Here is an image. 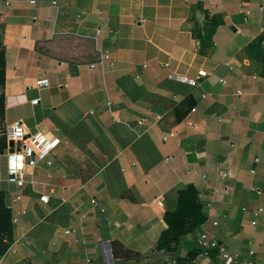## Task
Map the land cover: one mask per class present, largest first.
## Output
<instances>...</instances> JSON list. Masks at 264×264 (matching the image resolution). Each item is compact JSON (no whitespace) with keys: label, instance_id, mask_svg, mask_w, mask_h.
Here are the masks:
<instances>
[{"label":"crops","instance_id":"obj_1","mask_svg":"<svg viewBox=\"0 0 264 264\" xmlns=\"http://www.w3.org/2000/svg\"><path fill=\"white\" fill-rule=\"evenodd\" d=\"M29 1L0 0L4 120L54 149L21 188L0 155V264H228L202 232L264 264V0ZM187 185L204 221L159 249Z\"/></svg>","mask_w":264,"mask_h":264},{"label":"built area","instance_id":"obj_2","mask_svg":"<svg viewBox=\"0 0 264 264\" xmlns=\"http://www.w3.org/2000/svg\"><path fill=\"white\" fill-rule=\"evenodd\" d=\"M29 2H30V4H34L35 0H30ZM51 3H52V5H56L55 1H52ZM259 9H262V6H259ZM104 58L108 59V55L105 54ZM204 76H206L205 71H198L196 78H189V77L184 76V75H177V76H175V79L177 81H179L180 83L187 84L190 87H195L198 84L199 79L204 77ZM37 81H46V82L38 84ZM37 81L35 82V84L38 87H44L48 84V81L46 78H42V79L37 80ZM220 82L225 83V81L223 79H220ZM237 93L240 94V91H237ZM201 96L204 97L205 93L201 94ZM173 98H175V96H173ZM34 100H35V103H37L38 100L37 99H34ZM34 100H32V103ZM194 110H195L194 108L190 109V111H194ZM158 118H159V116L157 117V119ZM144 121H145V119L143 118V119H140L138 121V123H143ZM17 122H19V121H17ZM12 125L13 124H11L7 127V132H6V136H5L6 147L3 151H0V155H2V154L5 155L7 181L14 184L15 186L21 188L25 184V174H26V171L28 168H34V167H38L40 165H45V166L51 165L50 157H51V153L54 149V146H53V143L45 137L46 138L45 143H50V146L47 148L46 151H43L44 144L40 143V141H38L36 139L37 135H42L40 133H34V134L25 133V135L20 139H15V140L12 139V133L14 132V128L12 127ZM174 135H175V132H168L166 134H163L161 136V141L164 142L168 138L173 137ZM10 143H12V145H10ZM34 144L38 145V147H34ZM25 148H31L32 149L30 155L27 152H25V155H24L25 168L21 169L17 173H9L8 172V166H7V155H8V153L11 151L23 150ZM33 161H34V163H30ZM253 161L257 162L258 159L254 158ZM250 172L253 173L254 168H251ZM222 175H225V174H222ZM254 190L257 191L258 193L260 192L259 189L254 188ZM17 199H19V197H17ZM39 200L41 202L46 203L48 201V196L45 194L40 195ZM90 201H91V205L93 207L97 208L99 210V212L102 213L103 209L98 207L96 201L94 199H91ZM158 204L161 205V202L158 201ZM243 210H244V208H243ZM263 211H264V207L259 206L253 211V215L257 216L258 214H260ZM12 220H13V222H15V219H12ZM216 224H217L216 222H213V225H216ZM251 224L254 225L255 220H253L251 222ZM74 231L75 230H73L71 228H66L64 230V233L70 234V233H74ZM199 241H200V245L203 248H208V249L214 250L219 256H221L222 259L228 260V258L231 257V261H230L231 264H251V262H248V261L244 262V261L239 260L236 254H231L228 252L225 244L219 242L216 238H213V237L210 238L207 235V233H205V232H202L199 234ZM250 253H252V252H250Z\"/></svg>","mask_w":264,"mask_h":264},{"label":"trees","instance_id":"obj_3","mask_svg":"<svg viewBox=\"0 0 264 264\" xmlns=\"http://www.w3.org/2000/svg\"><path fill=\"white\" fill-rule=\"evenodd\" d=\"M4 84V52L0 39V85ZM4 115V95L0 94V116ZM6 147L5 139L0 144V151ZM167 228L160 235L159 249H170V245L186 233L192 232L204 221L200 206L197 202V190L187 185L177 190V204L174 211H167L163 215ZM11 216L9 208L3 202L0 192V253L7 246L11 234Z\"/></svg>","mask_w":264,"mask_h":264},{"label":"clouds","instance_id":"obj_4","mask_svg":"<svg viewBox=\"0 0 264 264\" xmlns=\"http://www.w3.org/2000/svg\"><path fill=\"white\" fill-rule=\"evenodd\" d=\"M44 82L46 81H37L38 84ZM33 103H35V100L33 101ZM12 127L14 128V132L12 133V139L14 140L22 138L25 135V133L29 131V129L22 122H14ZM36 139L40 141V143L44 144L43 151H46L47 148L50 146V143H45V139H46L45 136L37 135ZM34 147H38V145L34 144ZM31 151H32L31 148H25L23 150L9 152L7 155L8 172L17 173L21 169H24L25 152H27L30 155ZM30 163H34V161ZM230 261H231V257L228 258V264H230Z\"/></svg>","mask_w":264,"mask_h":264},{"label":"rangeland","instance_id":"obj_5","mask_svg":"<svg viewBox=\"0 0 264 264\" xmlns=\"http://www.w3.org/2000/svg\"><path fill=\"white\" fill-rule=\"evenodd\" d=\"M3 93V87L0 85V94ZM7 125L5 123V120H4V115L0 116V144L3 143V140L5 139V136H6V132H7ZM152 260H154V262H158L160 260V256L157 255V253H154V254H151ZM146 257H149V256H146ZM137 264H146V262L144 261V259H138L137 260ZM119 264H122V263H119Z\"/></svg>","mask_w":264,"mask_h":264},{"label":"water","instance_id":"obj_6","mask_svg":"<svg viewBox=\"0 0 264 264\" xmlns=\"http://www.w3.org/2000/svg\"><path fill=\"white\" fill-rule=\"evenodd\" d=\"M10 145H12V143H10Z\"/></svg>","mask_w":264,"mask_h":264}]
</instances>
